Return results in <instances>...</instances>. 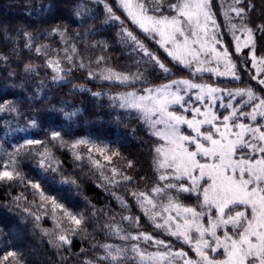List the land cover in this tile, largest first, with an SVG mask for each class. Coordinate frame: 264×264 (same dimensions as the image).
<instances>
[{"label":"trees","instance_id":"obj_1","mask_svg":"<svg viewBox=\"0 0 264 264\" xmlns=\"http://www.w3.org/2000/svg\"><path fill=\"white\" fill-rule=\"evenodd\" d=\"M159 2L160 11H149L150 15H172L169 5L178 0ZM210 2L220 25L221 43L229 50L240 79L202 78L221 88L251 87L264 97V86L252 78L250 49L239 54L234 50L224 16L234 0ZM249 4L252 7L243 23L253 29L255 55L264 57V33L257 30L258 25H264V0H243L235 6ZM105 5L118 20L108 19ZM229 15L233 17L231 23L239 26L241 21L235 13ZM126 32H131L169 72L165 74L150 61ZM25 33L31 34V41ZM29 42L31 48L26 46ZM37 48H41L40 53ZM100 57L103 60L97 63ZM49 61L54 62L53 67L48 66ZM57 61L63 69L62 80L53 79ZM26 66L32 70L25 71ZM107 69L141 72L145 80L126 86L98 78ZM185 77H193L192 72L169 59L154 35L139 30L120 0H0V105L5 107L0 112V170L11 153L19 173L11 181H0V264H102V245L124 243L106 227L116 223L128 232L149 233L174 250L187 248L155 228L130 194L150 192L159 182L153 151L157 138L138 113L116 107L118 101L110 99ZM53 132H59V137L53 139ZM28 140L39 143L28 144ZM80 140L91 144L72 147ZM92 145L95 147L89 151ZM101 147L105 149L103 155L97 151ZM105 156H110V161ZM93 160L99 161L100 167ZM113 168L120 175L113 177ZM125 175L131 180L124 181ZM175 195L185 206L197 204L195 195ZM117 197L127 203L128 210ZM65 210L82 218L81 224L75 225ZM122 215L139 217L140 227L122 221ZM59 235H65L71 243L63 244ZM141 246L147 251L155 248ZM9 251L17 256L4 260Z\"/></svg>","mask_w":264,"mask_h":264},{"label":"snow or ice","instance_id":"obj_2","mask_svg":"<svg viewBox=\"0 0 264 264\" xmlns=\"http://www.w3.org/2000/svg\"><path fill=\"white\" fill-rule=\"evenodd\" d=\"M120 3L133 23L145 32L157 33L165 43L173 46L174 51L166 49L169 56L190 70L195 65L192 76L209 72L217 77L240 79L229 50L221 43L220 25L210 0H178L169 5V9L177 13L174 16L149 15V11H160L159 0H137L134 8L138 11L133 10V0H120ZM241 4L243 0H234L224 16L235 41V53L250 48L252 67L256 68L252 78L264 86V77L260 76L264 72V57H256L253 29L243 23L252 6H235ZM105 8L110 14L108 19H119L108 5ZM231 12L240 19L239 26L231 23ZM237 30L245 36L243 41L236 35ZM257 30L264 33V25H258ZM54 31L64 35L59 29ZM25 35L31 41V34ZM126 35L165 74L169 72L131 32ZM217 45L221 47L217 48ZM26 46L31 48V43ZM36 51L40 53L41 48ZM201 53L206 59H201ZM68 59L71 61L72 58ZM100 60L103 57L98 58L97 63ZM53 63L49 61L48 66L53 67ZM31 70V66H26L25 71ZM54 71L57 75L53 79L62 80L63 69L58 61ZM89 77L92 78L93 73L89 72ZM98 78L126 86L145 80L141 72H115L112 69L101 72ZM110 99L118 101L114 106L138 113L157 138L153 151L159 182L150 192L133 191L130 194L155 228L187 244L198 259L188 258L185 251L174 250L168 242L149 233L128 232L116 223L106 227L111 235L124 243L102 245L104 255L99 261L102 264H264V97L257 95L251 87L229 89L194 79H179L141 91H127ZM4 110L5 107L0 105V112ZM185 126L189 130L187 134L182 131ZM59 135V132L52 133L53 139ZM27 143L39 141L28 140ZM78 144L90 145L91 142L80 140L72 147ZM92 147L95 145L89 147V151ZM97 151L103 155L105 149L101 147ZM8 155L9 160L0 170V181H11L19 175L15 169L16 161L11 153ZM77 158L80 157L77 155ZM104 158L111 159L110 156ZM92 162L100 167L99 161ZM111 172L113 177L120 175L115 168ZM105 179L119 183L109 177ZM122 179L130 181L131 177L125 175ZM175 193L195 195L196 206H185ZM117 199L128 210L127 203L120 197ZM66 214L75 225L81 224L82 218ZM121 220L140 227L139 217L122 215ZM58 239L63 244L71 243L65 235H59ZM142 244L155 246L157 251L149 252ZM10 256L16 257L17 253L9 251L3 259Z\"/></svg>","mask_w":264,"mask_h":264},{"label":"rangeland","instance_id":"obj_3","mask_svg":"<svg viewBox=\"0 0 264 264\" xmlns=\"http://www.w3.org/2000/svg\"><path fill=\"white\" fill-rule=\"evenodd\" d=\"M136 3L133 1V10H136L135 8H134V5H135ZM123 7V6H122ZM125 10V9H124ZM136 11H138V10H136ZM125 13L128 15V13L125 11ZM150 15V14H149ZM174 15H177V13L176 12H174V11H172V15H169V16H174ZM129 17V16H128ZM130 18V17H129ZM131 19V18H130ZM181 19H183L182 17H181ZM131 21H132V19H131ZM132 23H133V21H132ZM139 30H141L142 32H145V31H143L140 27H139V25L138 24H136V23H133ZM149 27H150V25H149ZM146 33H150V34H152V35H154L155 36V39L157 40V44H158V46L161 48V50L163 51V53L169 58V59H171L172 61H174L175 63H177L178 65H180V66H182V67H184V68H186L183 64H180V63H178L175 59H173V57L172 56H169L168 55V52L166 51V49H168V50H173L174 51V49H173V46L170 44V43H165V41L157 34V33H155V32H152V31H149V32H146ZM236 35L237 36H240V38H241V41H243L244 39H245V36L238 30L237 32H236ZM234 41V40H233ZM234 43V50H235V41L233 42ZM221 47V45H217V48H220ZM243 49H245V48H242V50ZM250 49V48H249ZM257 58H260V57H258V56H256ZM201 59L203 60V59H206V57L204 56V54L203 53H201ZM250 59H251V55H250ZM252 61V60H251ZM209 66H211V65H209ZM194 67H195V65H193V68H192V70H190L189 68H187L188 70H190L191 72L192 71H194ZM254 70V74H253V76L254 75H256V68H253ZM236 71H237V69H236ZM201 76V78H196L197 76ZM211 76V77H213V78H221V79H225V80H232L231 78H224V77H217L215 74H213V73H209V72H204V73H202V74H197L196 76H193V77H185V78H175L174 80H179V79H194V80H196L197 82H201V83H206V84H212V83H207L206 81V79H203L202 77L203 76ZM252 76V77H253ZM260 76L261 77H264V72H262L261 74H260ZM255 81H258V79H254ZM172 81V80H171ZM171 81H168V82H165V83H170ZM165 83H161V84H165ZM161 84H159V85H161ZM159 85H157V86H159ZM213 85V84H212ZM157 86H154V87H157ZM154 87H151V88H154ZM229 89H231V88H229ZM237 99H239V98H237ZM236 101H233V103H235ZM219 111L220 112H223L224 110L223 109H219ZM186 115H188L189 116V118H190V116H191V114L190 113H188V114H186ZM182 131H184L186 134L188 133V131L189 130H187L186 129V126L185 127H182ZM173 215H175V213H173ZM206 219L207 218H205V222H206ZM219 234V233H218ZM182 242V241H181ZM183 243V242H182ZM184 244V243H183ZM184 245H186V247L187 248H184V249H179V250H183V251H185L187 254H188V258H190V259H192V260H197L198 259V257H197V255H196V253L193 251V249L192 248H190L187 244H184ZM155 251H157V248L155 247L154 249H151L149 252H155ZM217 255H219V253L217 254Z\"/></svg>","mask_w":264,"mask_h":264}]
</instances>
